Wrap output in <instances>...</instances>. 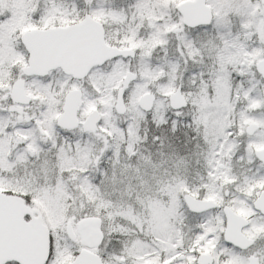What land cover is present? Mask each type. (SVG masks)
I'll return each mask as SVG.
<instances>
[{"label": "snow or ice", "instance_id": "obj_1", "mask_svg": "<svg viewBox=\"0 0 264 264\" xmlns=\"http://www.w3.org/2000/svg\"><path fill=\"white\" fill-rule=\"evenodd\" d=\"M0 264H264V0H0Z\"/></svg>", "mask_w": 264, "mask_h": 264}]
</instances>
